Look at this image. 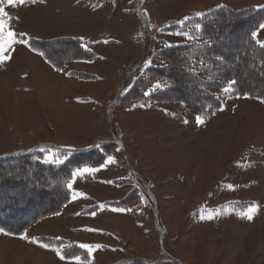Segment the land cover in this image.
Masks as SVG:
<instances>
[{
  "label": "rangeland",
  "instance_id": "rangeland-1",
  "mask_svg": "<svg viewBox=\"0 0 264 264\" xmlns=\"http://www.w3.org/2000/svg\"><path fill=\"white\" fill-rule=\"evenodd\" d=\"M4 7L12 29L26 34L30 46L16 45L0 64V156L40 144L58 150L98 148L102 141L117 146L108 156L114 162L107 157L98 171L71 177L70 200L60 212L20 235L0 234V264H76L74 258L61 260L54 249L64 254L81 244L92 248L89 253L80 247L88 255L81 264H113L127 256L154 260L166 251L180 264H264V104L216 90L223 110L197 125L180 104L120 108L109 100L128 73L142 72L145 56L153 63L162 42L185 39L163 30L174 24L169 18L185 22L193 12L217 7L264 8V0H29ZM143 12L150 27L141 20ZM64 36L79 39L95 56L80 65L66 62L59 74L31 49L30 39ZM257 39L264 41V29ZM49 46L56 57L75 48L64 41ZM70 70L97 76L68 80L63 74ZM83 167L89 166L77 168ZM40 183L54 186L45 176ZM134 190L132 207L108 205ZM58 197L56 192L41 201ZM251 205L258 211L249 220L241 214Z\"/></svg>",
  "mask_w": 264,
  "mask_h": 264
},
{
  "label": "trees",
  "instance_id": "trees-1",
  "mask_svg": "<svg viewBox=\"0 0 264 264\" xmlns=\"http://www.w3.org/2000/svg\"><path fill=\"white\" fill-rule=\"evenodd\" d=\"M83 1L93 3L103 0ZM197 13H202L203 16H198ZM248 19L250 20L246 23ZM170 23L174 24L163 30L196 35L194 25L199 23L202 25V32L195 41L184 39L174 43L162 42L165 45L156 50L154 59L153 56L151 58L153 63L143 68L149 61L145 56L141 63L142 72L137 74L133 69V73H128L110 101H115L120 108L137 102L180 104L191 115H200L204 117V121H208L222 105L216 90L223 89L230 80L235 79L238 83L234 85L235 90L231 95L255 99L264 104V84L261 83L264 79V49L250 35L259 24L264 23V8L234 10L217 7L193 12L192 17L183 25L178 21ZM63 41L74 43V50L63 49L59 57L51 55L49 45ZM30 42L31 49L43 53L45 60L50 61L56 70L62 69L66 62L92 60L95 56L83 49L76 38L63 37L49 41L32 38ZM68 76L85 81L95 78L94 75L76 71L69 72ZM157 82L164 86L163 90H156L145 96L144 93ZM100 143L98 148L93 149L72 148L74 151L70 152L69 158L60 166L42 162L46 155V152L40 151L42 148L51 149L61 156L67 151L58 150L52 144H40L28 150L0 156V228L12 235H20L35 221L60 212L70 200L71 193L67 185L71 172L81 166H99L117 146L107 141ZM27 171L30 177L26 176ZM44 176L51 181L53 188L46 189L40 183ZM135 191L137 190L126 194L121 200L109 202L108 205L124 209L132 207L130 197ZM56 192L59 194L57 199L47 203L41 201L42 197ZM149 197L155 212L158 209L157 202L153 200L154 197ZM31 202L36 206L33 211H30V207L34 206ZM136 215L140 216V213ZM48 241L58 246L66 243L63 240ZM64 254H67V259L77 256L83 260L88 259L87 252L77 245L70 246ZM162 255V258L154 260L125 257L113 264H180L168 251L162 252Z\"/></svg>",
  "mask_w": 264,
  "mask_h": 264
},
{
  "label": "snow or ice",
  "instance_id": "snow-or-ice-1",
  "mask_svg": "<svg viewBox=\"0 0 264 264\" xmlns=\"http://www.w3.org/2000/svg\"><path fill=\"white\" fill-rule=\"evenodd\" d=\"M29 0H0V64H3L9 57L5 55L6 52H9L10 50H14L16 45H26V46H30L28 44V40L25 38L26 34L24 33H18L17 31L13 30L11 27V16L9 15V13L5 10L4 5L7 4L9 6L12 7H16L19 5H23L25 3H28ZM31 2H35V0H31ZM41 2H43V0H41ZM198 16H203L202 13H197ZM188 18L185 17V20H187ZM182 25L184 24V21L180 22ZM264 29V23H261L257 26V29L251 32V39L253 41L256 42V44L261 48L264 49V41H261L259 39H257L258 37V32L259 30ZM194 30L196 35H193L190 32H177L175 33V35L177 36H183L186 40L189 41H195L197 39H199V33L202 32V25L199 23H196L194 25ZM205 43H207V41H205ZM82 47H86L84 45H82ZM169 47H171V45H169ZM34 50V49H33ZM39 55L43 56V53H38ZM151 64V61H148L145 64V67H147L148 65ZM238 82L235 79L230 80L226 86L223 87V92L226 95L231 94L235 89H234V85H236ZM163 85L159 82H157L156 84L153 85L152 88H150L148 91H146L144 93L145 96L150 95L153 91L156 90H163ZM247 98V97H245ZM264 102V101H262ZM144 105H141V107H143ZM223 110V109H220ZM185 123H187V121H185ZM196 123L197 125H201L204 123V117L198 115L196 117ZM41 152H46V155L43 158V163L44 164H53L56 166H60L63 163H65V161L69 158V154L70 152L74 151L72 149L67 150L65 153H63V155H59L55 152H53L51 149H40ZM113 158L112 157H108L107 163H112ZM98 171L97 168L95 167H83V168H76L74 171L71 172V177L72 180L75 181V179L77 177H82L84 176V174H91ZM67 187L69 189L72 188V183H68ZM103 207V206H101ZM113 211H124L123 209H113ZM258 211V206L257 205H251L247 208V210L245 212H243L241 215L246 217L247 219L251 220L253 218V216L257 213ZM209 219H211L212 217L209 216ZM201 219H204L203 216H201ZM0 234H4V235H11V233L6 232L4 229L0 228ZM21 239H28L26 236H21ZM32 243H39L38 241H30ZM39 246L45 249H49L51 246L49 244L46 243H39ZM79 247L87 249V251L89 253L92 252V248L87 245V244H81L79 245ZM54 251H56V254L59 256V258L61 260H66L68 257H66V255H64L62 253V250L57 248L54 249ZM75 262L76 264H81V258L80 257H75Z\"/></svg>",
  "mask_w": 264,
  "mask_h": 264
},
{
  "label": "crops",
  "instance_id": "crops-1",
  "mask_svg": "<svg viewBox=\"0 0 264 264\" xmlns=\"http://www.w3.org/2000/svg\"><path fill=\"white\" fill-rule=\"evenodd\" d=\"M196 10V9H195ZM202 11H205V10H202ZM172 22H176V21H179L180 20V18H169ZM142 21H144V22H147V26H150L151 25V18H150V16H149V14L147 13V12H145V14H142V19H141ZM65 37V36H64ZM69 37V36H68ZM74 37V36H73ZM70 38H72V37H70ZM75 38V37H74ZM29 57H30V62H29V65L30 66H35V61H34V58L35 57H33V56H30L29 55ZM40 58V57H39ZM41 59V58H40ZM42 60V59H41ZM32 61H33V63H32ZM43 61V63L47 66V67H49L50 68V70L52 71V72H54V73H59V74H62V71L64 70V68H62L61 70H54L53 69V67H52V63L50 62V61H47V60H42ZM76 64H73L72 66H74V65H80V64H82L81 62L82 61H74ZM8 64H10V62L8 63ZM36 70V68L34 67L33 69H32V71L34 72ZM54 70V71H53ZM70 71H77V72H81L80 70H70ZM70 71H68V72H70ZM68 72H66V73H64L63 74V76L65 77V78H67L68 80H70V79H73V78H71V77H69L67 74H68ZM94 76H97L96 74H94ZM68 80H65V81H68ZM76 80V79H75ZM77 81V80H76ZM93 81H97V78H96V80H93ZM82 82V81H81ZM85 82V81H84ZM90 98H94L93 96H89ZM74 100H82V96H79V97H75L74 98ZM26 150H28V149H26ZM17 152H19V151H17ZM174 168H172V170H173ZM180 170H182V169H180ZM185 171H183L184 172V174H186V176H188V172H189V170H190V168H186V169H184ZM140 178H141V176H140ZM148 179V178H147ZM117 180H119V179H117ZM97 208V207H96ZM128 257V256H127Z\"/></svg>",
  "mask_w": 264,
  "mask_h": 264
}]
</instances>
